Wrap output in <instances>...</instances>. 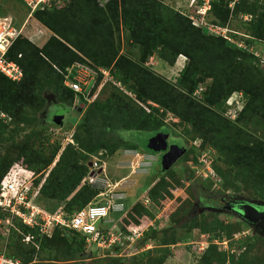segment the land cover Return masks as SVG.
<instances>
[{"label":"trees","instance_id":"trees-1","mask_svg":"<svg viewBox=\"0 0 264 264\" xmlns=\"http://www.w3.org/2000/svg\"><path fill=\"white\" fill-rule=\"evenodd\" d=\"M258 1L211 0L207 11L211 19L207 20L231 30L229 27L237 18V32L231 30L234 33L228 34L264 49V5ZM202 3L198 0L196 4ZM25 8L28 15L29 9ZM181 11L167 6L163 0H60L51 10L34 11L27 20L32 18L37 28L26 38L22 36L26 24L22 25L21 35L4 55L6 61L19 66L22 78L13 82L0 73V183L15 170L18 175L24 172L34 176L30 184L38 193L37 201L32 199V203L49 214L58 211L52 207L64 203L61 211L72 216L94 203L99 194L98 190L82 184L90 173L91 157L94 160L98 154L111 156L121 146L133 151L142 149L139 144L142 136L133 138L132 133H147L152 137L167 133L164 117L168 113L179 120L192 141L200 140L199 146H208L215 152L217 162L226 166L222 172L226 182L232 180L256 195L255 200L245 201L264 204V68L258 66L253 54L192 25ZM239 15H250L251 19L243 21ZM120 34L127 46L124 52ZM44 36L43 45H38L36 40ZM132 48L136 50L135 59ZM155 52L168 65H173L178 56L186 58L174 83L144 66ZM75 64L86 65L95 72L88 90L92 101L83 110L76 106L75 94L64 86L65 70ZM98 69L108 71L109 76L105 77ZM101 82L111 88L103 101L96 96ZM234 92L242 94L244 103L231 122L224 116L225 101ZM46 94L55 103L46 118L40 120L38 114L45 107ZM58 105L64 113L78 111L80 117L71 127L65 145L57 144L44 153L42 147L35 146L40 142V132L34 130L40 126L43 132L42 126L47 123L62 127L64 115L61 124L55 122L61 114L49 117ZM30 126L34 129L33 137L31 132L26 140L13 142L14 135ZM126 133L129 137H125ZM5 141H11L7 148L3 145ZM173 142L184 148L182 141L173 139ZM144 149L147 150L146 145ZM172 168L161 170L158 180L146 191L150 206L171 197L174 185L168 177L172 175ZM21 177L24 178L20 174L17 184L24 183ZM174 182L179 185L180 178ZM147 206L141 202L132 206L127 215L130 219L135 216L134 224L121 223L123 234L141 223L138 218L153 217ZM201 219L207 224V231L214 233L212 238H223V224L219 219L209 216ZM0 220L13 222L0 254L21 264L33 263L38 254L56 245L65 246L78 259L90 258L84 252V237L75 231L57 227L48 238L5 212L0 211ZM241 223L251 227L244 221ZM184 225L181 223L179 227ZM237 242L244 249L237 256L227 250L219 251L210 243L198 264L226 261L264 264L261 256L249 257L255 244L264 246L263 236L255 234ZM163 255L153 264H161ZM141 260L149 263L144 257Z\"/></svg>","mask_w":264,"mask_h":264},{"label":"rangeland","instance_id":"rangeland-1","mask_svg":"<svg viewBox=\"0 0 264 264\" xmlns=\"http://www.w3.org/2000/svg\"><path fill=\"white\" fill-rule=\"evenodd\" d=\"M101 1L103 2L105 0ZM260 1H258V4L264 5V0ZM163 2L171 8L182 10L181 12L187 17L194 15L198 8L197 4L189 7L190 0H163ZM0 14H2L0 17H10L16 28H20L22 25L26 24L22 33V36L26 38L30 37L33 28H37L38 26L32 18L27 20L26 8L19 0H0ZM206 18L208 20L211 19L208 12L206 13ZM238 21L237 18H234L229 28L234 31L238 30ZM121 36L120 34V37ZM42 38L46 40L45 36ZM121 41L123 43L122 51L124 52L127 46L122 37ZM132 53V58L135 59L136 50L133 48ZM186 62L184 56H178L173 65H168L159 58L158 52H155L146 60L144 66L164 80L174 83ZM122 89L124 90V88ZM110 91L111 88L105 82H101L96 90L97 100L103 101L106 99ZM45 96V107L38 114L40 120L46 118L51 109L50 106L55 103L52 96L49 94ZM84 107L85 106H82L81 110H83ZM59 114H64L62 127L47 123L42 126V128H45L42 132L40 131V126L38 130H34L32 128L33 126H30L14 135L15 138L13 142L26 140L28 136H31L29 135L31 132L33 137L34 130V132H40L38 138L41 142V144H39L40 142L36 143L35 141V146L42 147L41 149L44 153H48L57 144L63 147L66 138L71 132V127L75 125L80 116L78 111L76 112L74 110L64 113L63 107L58 105L49 113V117L52 119L53 116ZM225 118L231 122L233 121L227 116H225ZM164 123L168 128L167 140L173 138L182 141L186 151L173 164L172 175L168 177L169 182L174 185L171 197L160 201L158 205L147 206L146 209L151 213L153 216L152 218L149 216L138 218V223L141 222L138 226L142 228V235L139 237L138 241L133 245H129L128 242H125L123 245H114L104 249H97L96 247H88L85 245V254H90V258L85 259H78L76 256H72L65 246L60 247L56 245L55 248L38 254L31 264H144L141 260L143 257L149 261L148 264H153V261L158 260L161 254L165 256L161 264H198L199 257L210 243L215 244L217 250H227L230 254L234 253L236 256L244 250L243 248H239V243L237 241H245L248 236L255 235L251 227L244 226L241 223L243 222L241 219L231 216L226 212H220L219 210L214 211L211 209L201 211L200 207L197 208L198 204L195 200L197 197L196 195L194 196L196 193L193 187L197 186V189H200L205 195L215 194L220 198L229 196L241 200H255L256 195L251 189H244L245 187L243 185L235 184L232 180L226 182L224 180L225 178L222 176V172L226 171V166L222 162H217L216 154L210 147L199 146L201 143L200 140L192 141L191 137L185 134L186 131L184 126L179 124V120L176 117L167 113L164 117ZM140 135L143 138L142 141L139 140L140 148L142 149L133 151L121 146L111 156L103 157V155L98 154L97 157H95L98 165L104 168L103 174L106 175L110 182L123 180L121 187H118L120 189H118V191L115 190L113 195L117 196L123 194V199L121 201L117 200L115 203L119 204L120 202L123 205L122 202H125V205L120 207V209L116 207L117 210H114L112 207L110 208L111 211L109 210L110 215L108 218V224H110V226L108 227L111 229H113L111 227L112 225L117 226V230H120L122 224L125 225L130 222L134 224L133 220H135V216H131L130 219L127 213L134 204L141 202V199L146 196V191L158 180L161 173L160 153L150 149H144V145H147L149 138L152 137L151 134L132 133L131 136L140 139ZM125 137H129V135L126 133ZM10 143L11 141H5L3 145L7 148ZM91 160L93 161L92 157ZM20 174L24 176V178H21L27 187L31 186L30 183L35 179L34 176L30 177L24 172H20ZM20 174H17L18 176L16 178L18 180L20 179ZM176 178H180L179 185H176L174 182ZM198 191L199 190H197V192ZM101 192L103 196L97 197L94 202H98L104 206H110V193L108 192V197L104 195L106 192H104L103 189ZM37 193L36 187H30L29 198H33V201H37ZM63 204L64 203L59 207L52 208L61 210ZM35 205L37 206V204ZM201 208L204 207L202 206ZM215 208H222V206L219 205ZM113 210L116 212L114 213ZM207 216L215 217L223 224L224 235L222 239L216 237L212 238L214 233H209L207 231L208 226L205 222H202L201 219ZM187 217L188 219H186ZM12 223L13 222L4 223V220H0L1 249L4 248L7 243L8 231ZM181 223H185L186 225L181 228L179 227ZM209 223H211V221ZM238 229L240 230L238 231ZM147 252L149 253L147 254ZM148 256L150 257L148 258ZM260 256L264 258V246L255 244V247L249 253V257L253 258ZM153 258L154 260L151 262ZM224 264L232 263L226 261Z\"/></svg>","mask_w":264,"mask_h":264},{"label":"built area","instance_id":"built-area-1","mask_svg":"<svg viewBox=\"0 0 264 264\" xmlns=\"http://www.w3.org/2000/svg\"><path fill=\"white\" fill-rule=\"evenodd\" d=\"M197 1L190 0L189 7L194 6ZM202 1V5L197 6L198 8L194 15L188 17L192 25L204 30L209 35L222 37L239 50L253 54L258 60V66L264 68V49H258L256 44L249 45L241 39L231 37L228 33H234V31L226 27L211 24L206 18V13L210 8V0ZM22 2L29 9V14L27 15V18H29L36 10H51L53 4L57 7L60 0H22ZM238 17L243 21H249L251 19L250 15H239ZM22 28H16L10 17H0V73L13 82L19 81L23 73L16 63L6 61L4 55L14 40L21 35ZM98 71L105 77L109 76L106 70L98 69ZM65 72L64 86L75 94L76 106L89 104L92 99L88 96V90L95 79V72L90 67L79 64L66 68ZM243 101L241 93L234 92L231 94L225 101V116L231 120H235L243 107ZM1 116L5 117L3 114ZM101 167L94 158L91 163L90 173L82 180V184H87L98 190L99 194L97 197L103 196L102 189L106 192L104 193L105 196L109 197V192L110 206H104L94 202L87 204L72 216H66L61 210H58L54 214H49L44 209H40L32 203L33 198H29L31 186L27 187L25 183L17 184L18 179L16 177L18 175L17 171H15L9 173L0 183V211L9 214L10 218L17 217L27 227L37 230L40 236L49 238L54 228L64 227L82 235L88 247L93 246L97 249H104L114 245H123L125 242L133 245L142 235V228L139 226L130 227L129 233L123 234V232L115 233L107 226V223H109L110 208L112 207L114 209L123 206L120 202L119 204L115 203V201H121L123 199V194L113 195L115 190L118 191L120 189L118 187H121L123 180L110 182L106 175L103 174L104 168ZM141 203L144 206L149 205L146 197L141 199ZM0 264L21 263L18 260L14 261L4 254H0Z\"/></svg>","mask_w":264,"mask_h":264},{"label":"water","instance_id":"water-1","mask_svg":"<svg viewBox=\"0 0 264 264\" xmlns=\"http://www.w3.org/2000/svg\"><path fill=\"white\" fill-rule=\"evenodd\" d=\"M81 108V106H80ZM64 114L59 115L55 122L61 124ZM167 133H158L151 137L146 145L147 149L158 153H164L160 158L161 170L166 171L185 153V148L179 147L176 143L168 146ZM233 211L239 219L251 226L253 234L264 237V204L256 201H242L234 203Z\"/></svg>","mask_w":264,"mask_h":264},{"label":"flooded vegetation","instance_id":"flooded-vegetation-1","mask_svg":"<svg viewBox=\"0 0 264 264\" xmlns=\"http://www.w3.org/2000/svg\"><path fill=\"white\" fill-rule=\"evenodd\" d=\"M172 143H174L173 138L168 140V146ZM179 146L182 147V145H179ZM164 153H160V155L162 156ZM193 188H194L195 193H196V194H194V196L196 195V197H197V199H195L197 201V204H198L197 208L200 207L201 211L207 210V209H211L214 211L219 210L220 212H226V213H228L231 216H234L236 218L238 217L237 213L234 212L232 208L234 206V203L241 202V199H235V198H232L229 196H224L225 198H220V197L216 196L215 194L205 195L203 192H201L200 189H197V186H195ZM197 190H199V191L197 192ZM198 193H199V195H198ZM242 201H245V200H242ZM219 205H221L222 208H215V207H218ZM202 206L204 208H201Z\"/></svg>","mask_w":264,"mask_h":264},{"label":"crops","instance_id":"crops-1","mask_svg":"<svg viewBox=\"0 0 264 264\" xmlns=\"http://www.w3.org/2000/svg\"><path fill=\"white\" fill-rule=\"evenodd\" d=\"M22 27V26H21ZM33 36V35H32ZM42 39V38H41ZM40 38L39 39H37L36 40V42H38L39 43V45H43V42H44V40L42 41ZM123 203V205H125V202H122ZM114 209H116V208H114ZM118 209H120V208H118ZM122 209V208H121ZM124 209V208H123ZM116 211H114V213H115ZM118 212H122V211H118ZM110 224H108L107 223V226H109ZM113 229V231L116 233V232H122V230H117L118 228H117V226H115V225H112L111 226Z\"/></svg>","mask_w":264,"mask_h":264},{"label":"clouds","instance_id":"clouds-1","mask_svg":"<svg viewBox=\"0 0 264 264\" xmlns=\"http://www.w3.org/2000/svg\"><path fill=\"white\" fill-rule=\"evenodd\" d=\"M80 106L82 107V104Z\"/></svg>","mask_w":264,"mask_h":264}]
</instances>
